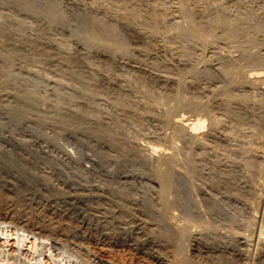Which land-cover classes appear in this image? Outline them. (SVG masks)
I'll list each match as a JSON object with an SVG mask.
<instances>
[{
    "label": "rangeland",
    "instance_id": "1",
    "mask_svg": "<svg viewBox=\"0 0 264 264\" xmlns=\"http://www.w3.org/2000/svg\"><path fill=\"white\" fill-rule=\"evenodd\" d=\"M28 1L29 0H0V31L1 33L4 34L3 36H0V38L3 37L2 39H0V42L2 43L0 44V62H1V58H2L1 55L3 54V51L5 53L8 49L11 50L12 48V50L17 54L16 55L15 53H13V55L15 54L14 55L15 57L13 56V59H12L13 66H15L14 68L22 69V70L27 69V71L29 72L31 71L30 69H32L31 72L37 74L38 76H42L43 79L49 80L51 82L59 81V82H64L70 85H75L76 87L77 85H80L81 88L88 89L90 94L93 93L91 95H94V96L97 95L105 99V101L107 102L106 105H107L108 111L112 112V113L110 112L109 113L110 115H113L114 118L113 117L112 118L116 121L117 124L119 123V125L123 127L127 125L129 127L132 125L129 128L130 129L135 128V129L128 133L129 136L127 137L129 138L126 137L128 140L125 138V136L124 137L121 136L117 140V142L116 140L112 141L110 139H108L109 141L108 142L106 141L107 140L106 137H103L99 133H94L93 131H84V130H81L80 128L79 130L77 127L74 128L69 125L66 126L64 124H61L58 121H54V120L51 121L52 119L47 118L43 115L36 116L35 114L28 112V111L15 112L13 110H9L8 107L6 106V101L0 100V134L14 136L16 138L28 140V141H31V140L35 141L38 139H39L38 141L52 140L50 141L51 143L54 142L53 144L60 147L61 150L64 147L63 151L65 152L68 151L69 153L70 157L66 158L64 156L65 158L60 157V159H66V161L68 162V165L72 164L70 166L72 169L74 168L83 169L86 171V173L88 172V175L91 174L92 176L89 175L90 179L92 180L97 179V181L99 180V182L93 180L95 184L99 183V185H103L106 182L104 185H106L107 183L108 184L114 183L111 185L112 186L114 185L115 187H120V188L123 187L126 189L133 188V191L138 189V191H135L138 197L140 196L142 197V195L147 193L146 195L158 201L159 203L169 204L170 208L168 207L169 209L165 210V215L167 216V217L165 216L166 217L165 219L167 220L168 218V221H169V222L168 221L166 222H168V224H171L170 226L173 228L174 227L176 228L178 226L176 229L178 228L181 229L184 234L188 233L186 235H189L191 233L200 234L202 236L216 235V236L221 237L223 235L222 237H224V239H230V240L232 239L234 240L233 242H235V240L237 241V240L245 239L242 241H244V243L246 241L245 248L246 250H248L247 252L249 253V255L252 254L251 257H253V254L255 255L256 253L260 252L258 250H260L261 248H262L261 250H263L264 241H260V239L258 238L261 235H264V175H263L264 174V171H263L264 170V158L262 159L260 158L257 160L256 166H258L259 164L258 167H254L253 169L243 168V171H245L244 169L247 170V172L245 171L246 173L244 172L247 176L248 175L249 177L250 175L252 176L250 177L252 178L250 182H243L245 181V180H241L243 178H240L238 175L234 176L235 177L234 179L236 181L238 180L240 184H244L242 185L243 189L241 190L244 192L238 191L236 194L235 191H230L228 187L224 184H221V183L215 184L214 181L212 183V179L210 177L212 176V174L209 175L211 164H209V162H207L204 159V155L206 153L221 155V154H226L227 152L228 154L226 155L228 156L229 160L238 161V162L242 161L243 163V161L245 162L249 160L247 158H249V156L251 155V152L249 151L252 150V148L257 149V150L258 149L262 150L264 153V143H263L264 139H262L263 140L262 141L261 139L257 138V136L254 134V128L252 126L250 125H245V126L243 125V127L238 126L234 121L231 122V120L227 119V120H224L223 122L224 124L222 123V125L217 128L218 129L216 130L217 132L213 129L214 133H211V136H210L209 135L210 133L208 132V130L212 132V129L210 128L211 125H208L210 124V122L208 121L209 117H207V115H209L208 114L209 111H207V108H209L210 110L214 108L213 107L214 105H210V104L212 103L214 104L218 98H222L224 97V95H226L227 97L228 96L235 97L237 95H238L237 97H240V96L244 97L245 95L246 98L248 96V99H252L254 101L256 100L258 101L260 99L264 100L263 99L264 92H261V90H259L258 87H257L258 88V91H257L255 84H251L250 82H247L248 81L246 79L247 74L251 71L250 70L251 67L247 65L246 67L245 66L246 63L243 62L249 56L250 57L251 56H264V0H201V1L200 0H152V5L154 4L153 7H155V9L158 12H160L157 15V16L159 15L160 16L156 18V22L158 23V25L162 26V30L163 28H166L165 26H169L167 27L168 30L164 29L166 30V33L163 30L164 32L162 31L160 36L159 35L151 36L147 38L148 41H144L145 43H142V47H144L143 50L147 51L149 54L151 53L150 56L152 55L153 57L152 63L153 64L157 63L155 65H158V66L160 65V68L163 66V68H161V69H164L163 71H161L163 72L162 74L166 75L167 73V75L170 76V78L168 76L167 77L165 76L166 77L165 83H155V85L152 83V81L150 82V80L147 79L148 78L147 75L143 72L145 69H149L147 66V65H150L149 61H146L148 59H145L144 56L140 57V54L138 53V46H137V43L135 42V39H132L131 38L132 34L130 32H127L126 28H124V26L120 24L121 20L118 16L117 17L111 16L113 18V19L111 18V20L113 22H117L116 24L118 25L119 29L122 32H124L126 36V42H124V45H121V44L114 45L113 41H110V39L108 38L99 39L97 40L98 42L96 40L92 41L93 39H89L90 37L86 35L87 33L77 28L76 22L70 13V9H71L70 6L73 2L78 3L80 6H82L85 9H90V10L95 11L97 15L100 16L104 13L102 9L104 7L103 5L108 6L109 0L108 1L107 0H35V1L33 0L29 2ZM100 6H103V7L99 9ZM160 8H163V9H160ZM218 10L223 11L229 17L237 18L238 22L231 25V27L224 26V25L222 26L220 24L211 22V21H214L212 20V17L214 16L213 14L215 13V11H218ZM10 18L11 19L15 18L16 20L19 19V21H21L20 27H16L15 24L13 25V23H11V21L9 20ZM187 24H190V26ZM235 25L237 26V28ZM174 26H177V27H174ZM190 27H192V29H188ZM172 28H175V29H172ZM203 29H205V31L208 32V34H210L211 36L207 35ZM162 33L163 34L165 33V35H163ZM183 33L193 35L196 38L195 40H196V44L198 48L195 46L196 44H194V46L192 47H188L183 42H181L178 38V35L179 34L181 35ZM8 34L9 36L7 37ZM10 38H12L11 40L13 41H11ZM28 40H29V43H28ZM31 41L34 42L32 43V45L36 46L37 48L30 45ZM6 44H10V45H6ZM111 44L114 46H112ZM179 44L182 45L183 48L182 46H180L181 48L180 49ZM3 47L6 49L4 50ZM173 47H175V49ZM186 48L187 49L189 48L188 51L186 50ZM183 50H185L186 53ZM42 51H45V52H42ZM63 52L64 53L68 52L71 54L77 53V55L79 56L81 55L80 57L83 58V60L81 59L83 62L81 65L84 67L78 66L79 68L77 67L76 70L79 71V73H81L83 76L78 75L77 77V76L71 75V78L69 79L70 75L68 73H65V70H64L65 68L64 60L65 59L62 56V54H64ZM80 52L82 54H80ZM54 53H57V55ZM227 54L230 55L231 57L233 56L232 58L236 61L239 58L238 60V63L240 64L239 66L242 65L245 69L242 66L237 67L238 69L236 71L238 72L232 75L233 78L230 76L232 79L226 78L227 76L219 72H216L215 74L211 75L206 71L207 70L206 67H208L210 63V62L208 63L207 61L209 60L212 61V58L214 59L218 55L219 57L228 56ZM137 57L138 58L140 57V58L136 60ZM133 61L135 64L137 62H139V64L137 63L136 66L135 64H133L134 65L133 66L132 65ZM142 61H144L145 64H143L144 62ZM178 61L181 63H178ZM182 61H184V63ZM239 61H242L243 64ZM173 63H176L177 65ZM89 64L91 67L87 66ZM142 66H146V67H142ZM60 68H63V69H60ZM139 68L142 71H140ZM173 69L174 71H172ZM242 69L243 71H241ZM62 71L64 72V74ZM141 74H143L144 77ZM239 75H241L242 77ZM175 77L177 79H175ZM1 78L3 79V77L0 76V79ZM76 78L78 81H76ZM169 79L170 81H168ZM113 80H116V81H113ZM237 81L239 82L236 83ZM170 82L171 84L169 86ZM162 84H164L165 86L162 87L163 86ZM160 85H162L161 86L162 88L159 87ZM221 85L222 86L224 85V86L221 87ZM228 85L230 86L228 87ZM90 86H91V89L88 88ZM113 86L115 90L111 89L113 88ZM109 87L110 89H108ZM165 87L168 89H166ZM2 88L3 87H0V95L7 92L8 89H11L5 86L3 88L4 90ZM164 89L166 90V92L164 91ZM233 89H236L237 91L235 92V90ZM254 89L256 90L254 91ZM119 92L120 94L124 92L123 94L128 96V98L130 97L129 100H134V102L135 101L142 102V103H139V102L137 103L139 105H144V107L140 108L137 106L136 108L138 109H136L133 104L132 109L129 108L130 110L128 112L126 111V113L123 112L119 114L122 111L118 107L116 108V106L113 105L114 103L111 102L110 100V97L111 95H113V93L117 94ZM146 93L148 94V96ZM152 93L154 94L156 93V94L152 95ZM163 93L164 95H162ZM177 93L181 95H178ZM235 93L236 95L234 96ZM239 93H241V95H239ZM128 94L131 95L132 98ZM174 95H175V99L172 98L174 97ZM158 96H160L161 98ZM158 98L161 100H158ZM108 101L113 104L110 105ZM146 101L147 102L149 101L148 103L152 102V104L151 103L148 104ZM172 101L175 103H173ZM202 104L204 105V107ZM127 107H130V106H128L127 104ZM167 107L169 108L166 109ZM131 111H134L133 115H131L130 113ZM166 111L168 114L166 113ZM163 113L164 114L166 113L165 116ZM180 114H186L184 115L186 117L187 116L190 118L198 117L204 120L205 124H203V127H201L202 130L199 129L200 132L202 131L204 133V134L200 133L201 136L204 135L203 138L199 139L200 141L198 140L197 142H194L195 140L193 139L194 140L193 141L190 137H188L189 135L186 133L184 129L176 127L173 121ZM158 115H160L161 117L160 121L158 120L160 118ZM169 115L172 117H170ZM33 116H34V119H33ZM123 116L124 118H122ZM153 116L159 117V118L154 120L155 118ZM166 118H169V119H166ZM45 120H49V121H45ZM143 120L145 121L143 122ZM167 123H169V125ZM173 124L175 126H173ZM222 127L225 131L221 129ZM204 131L207 133H205ZM215 132L217 134L219 132L221 136L220 137L219 135L218 137L214 136V134L216 135ZM141 133L142 134L149 133L150 135H153L154 137H156L158 142H160L162 145L165 144L164 146H167L170 148V150L169 148L168 150H169V156L170 155L171 156L168 158V163L170 166L171 164L173 166L175 164L174 167L171 166L173 169L172 170L173 173L172 172L170 173V176L168 179V180L172 179L171 180L172 182L170 181L167 182V184L171 183L169 184L171 188L170 187H166L165 189L161 188L162 186L161 181H160L161 179L160 177L157 176L158 171L156 169H158V167L159 169H161V167L165 163H161V162L158 163L156 161L153 162L154 161L153 159L151 160L150 158L147 157L146 150L144 149L142 145L143 143L140 142L141 139H140V136L138 135ZM99 135H101L102 137L100 138ZM263 135H264V131H263ZM166 136L168 137L166 138ZM205 136L208 139L205 138ZM122 137L124 138L123 140H122ZM224 137H225V140H224ZM176 139H178L179 141ZM189 139L191 140L192 143H194L193 144L194 146L191 145V142ZM205 139H207L208 141ZM171 140H173V142ZM138 141L141 144H139ZM258 141L259 142L261 141V142L259 143ZM198 142L201 143V145ZM203 142L204 143L206 142L207 143V144L205 143L206 145L208 144H210L211 146L214 144L215 145L206 150L202 147V145L204 144ZM172 144H175L174 147ZM230 146L231 147L234 146V147L230 148ZM247 148L248 150L249 149L250 150L248 151ZM200 149H203V150H200ZM244 149L246 151L245 153H243ZM222 150L224 151V153ZM230 152L233 154H231ZM192 153H194L193 156L195 158L193 156L192 158L190 157ZM72 154L75 158L72 156ZM183 156H184V159L185 157L188 156L187 158L189 159H186V160L191 161L192 159L191 163L192 164L194 163L193 164L194 166L191 169L190 168L187 169V165L185 161L182 160ZM251 156H250V160L253 159V156L252 157ZM171 157L174 160H171ZM262 157H264V155ZM69 159L70 160L74 159V160L69 162L68 161ZM149 159L150 161H148ZM174 161L175 163H173ZM177 162H179L178 165L176 164ZM166 164L164 165V167H162V169L166 167ZM261 165H262V169L260 167ZM212 167L213 165H211V170L214 169L212 170V172L224 169L222 166H221L222 168L220 166H215L213 168ZM203 168H207V169L202 170ZM153 170H156V171H153ZM248 170H253L254 172L252 171L253 172L252 173L251 171L249 172ZM91 177H94V178H91ZM157 179L158 180L160 179L159 182ZM252 183H254L255 185H253ZM157 185L160 187H158ZM162 189H164L165 191H163ZM238 193H241V194H238ZM246 197H248V199ZM244 199H247V200H244ZM171 200H172V203H170ZM253 213H256V214H253ZM179 217L182 219H180ZM16 232L17 231L15 229H12L11 227H6V228L0 227V245H2V248L4 250L7 249V251L9 250L13 253L14 249L19 246L21 247L22 250H27L28 252L34 253L35 248H36L35 246L38 243L43 242L42 239H37V238L34 239L31 235H25V237H22V235H19L21 238H23V241L20 243L18 242L17 234L21 233V231H19V233H16ZM259 232L260 233L262 232V234H260ZM76 240L77 239H72V240L69 239V240L60 241L59 247L61 246L63 247V248L61 247L62 248L61 251H60L61 248L55 251H51L50 248H45L44 249L45 256L42 257L43 262L41 260V263L42 264L43 263L44 264H75L76 263L77 264L81 262L80 264H107L102 260V258H104L108 254V256L113 258L115 263L119 262L120 264H136L135 262L136 260L134 259L135 256L133 254H127L125 251L121 249L111 248L110 250L109 249L107 251L105 250V252H102V251L100 252V250L95 244L93 245L92 243L83 242L81 240H80L81 242L80 243L78 241L79 239L77 241ZM248 240L250 241L249 243H248ZM248 245L249 247L247 249ZM184 246H185V243H184ZM62 251H63V254H62ZM11 252H8V253L12 254ZM55 253L56 254L60 253V254L56 255ZM28 260L29 262L33 261V259H28Z\"/></svg>",
    "mask_w": 264,
    "mask_h": 264
},
{
    "label": "bare ground",
    "instance_id": "2",
    "mask_svg": "<svg viewBox=\"0 0 264 264\" xmlns=\"http://www.w3.org/2000/svg\"><path fill=\"white\" fill-rule=\"evenodd\" d=\"M29 1H33V0H29ZM153 5H152V0H109L108 6L103 5L104 7L103 6L99 7V9H101V7H103L102 9H103L104 13L102 15H100L102 17L98 16L95 11L90 10V9H85L82 6H80L78 3H74V2L71 4V6L69 5L71 7V9L70 8L69 9H70V13H71L73 19L76 22L77 28L79 30L87 33L86 35H88L90 37L89 39H93L92 41H94V40L97 41V40L102 39V38H108V39H110V41H113L114 45H120V44L124 45V42H126V36H125L124 32H122L119 29L118 25L116 24L117 22H113L111 20V18H112L111 16H114V17L118 16L121 20L120 24H122L124 26V28H126L127 32H130L132 34L131 38L135 39V42L137 43V46H138V53L140 54V57L144 56L145 59H148L146 61H149L150 65H147L149 69H145L143 72L147 75V77H148L147 79L150 80V82L152 81V83L155 85V83H165L166 77L168 76L170 78V76L167 75V73H166V75L162 74L163 72H161V71H163L164 69H161V68H163V66L160 68V65L159 66L155 65L157 63H154V64L152 63L153 57H152V55L150 56L151 53L149 54L147 51L143 50L144 47H142V43H145L144 41H148L147 38H149L151 36H154V35L160 36L161 32L164 29L168 30L167 27H169V26H165L166 28H163V30H162V26L158 25V23L156 22V18H158L160 16V15L157 16L160 12H158L155 9V7H153ZM157 6H159V5H157ZM160 9H163V8H160ZM164 11H166V10H164ZM163 15H165V14H163ZM213 15L214 16L212 17V20H214V21H211V22L220 24L222 26L224 25V26H228V27L230 26L231 27V25L238 22L237 18L229 17L228 15H226L221 10L215 11V13ZM9 20L11 21V23H13V25L15 24L16 27H20L21 21H19V19L16 20L15 18L14 19L10 18ZM122 25H121V27H122ZM187 25L190 26V24H187ZM174 27H177V26H174ZM185 27H186V25H185ZM236 28H237V26H236ZM172 29H175V28H172ZM188 29H192V27H190ZM203 30L205 31V29H203ZM230 30H231V28H230ZM164 31L166 33V30H164ZM168 32H170V31H168ZM165 33L164 34L162 33V34L165 35ZM176 33H177V31H176ZM205 33L207 35H210L206 31H205ZM205 33H204V35H205ZM212 33H213V31H212ZM3 35L4 34L1 33V31H0V36H3ZM8 36H9V34L7 35V37ZM166 36H168V35H166ZM173 37H175V36H173ZM2 38H0V39H2ZM178 38L181 42H183L188 47H192V46H194V44H196V40H195L196 38L193 35L183 33L181 35L179 34ZM11 39L12 38H10V40ZM11 41H13V40H11ZM154 41H153V43H154ZM181 42H179V43H181ZM10 43H12V42H10ZM28 43H29V40H28ZM30 43H31L30 44L31 46H34V45H32V43H34V42L31 41ZM0 44H2V43L0 42ZM21 44H23V43H21ZM40 44H42V43H40ZM48 44H49V42H48ZM6 45H10V44H6ZM114 45H112V46H114ZM168 45H170V44H168ZM180 46H182V45L179 44V48H180ZM195 46L197 47V44ZM26 47H28V46H26ZM34 47L37 48L36 46H34ZM55 48H56V46H55ZM173 48L175 49V47H173ZM182 48H183V46H182ZM3 49L5 50L6 48L3 47ZM188 49L186 48L187 51H188ZM11 50H12V48H11ZM11 50L8 49L5 53L3 51V54L1 55V57H2L1 62H0V76L3 77V79L2 78L0 79V87L4 88V86H5V87L11 88V89H8L7 92L0 95V100L6 101V106L8 107L9 110H13L15 112L28 111V112L35 114L36 116L37 115L38 116L43 115L47 118L52 119L51 121H53V120L58 121L61 124H64L66 126L69 125V126H72L74 128H76V127L78 129L80 128L81 130H84V131H93L94 133H99L103 137L107 138L106 141H108V139H110L112 141L116 140V142H117V140L121 136H123V137L125 136V138H126L127 136H129L128 133L135 129V128L130 129L129 127H131L132 125L130 124L131 126L128 127V125H127L128 123L126 124L127 126H124V127L120 126L119 123L117 124L116 121L113 119L114 118L113 115H110V113H112V112L108 111V108L106 105L107 102L105 101V99H103L97 95L96 96L91 95L93 93L90 94L88 89L81 88L80 85H77V87H76L75 85H70V84H67L64 82H59V81L58 82H51L49 80L43 79L42 76H38L37 74L31 72L32 69H30L31 71L29 72V71H27V69L22 70V69L14 68L15 66H13L12 59L16 53L13 50H12L13 51L12 52ZM37 50H39V49H37ZM58 51H59V49H58ZM183 51H185V50H183ZM42 52H45V51H42ZM163 52H164V50H163ZM171 52H173V51H171ZM224 52H226V51H224ZM13 53H15V54L13 55ZM165 53H167V52H165ZM185 53H186V51H185ZM54 54L57 55V53H54ZM80 54H82V53L80 52ZM62 56L65 59L64 60L65 61L64 70H65V73H68L70 75L69 79L71 78V75L77 76V77H78V75L79 76L82 75L81 73H79V71L76 70V68L78 66H82L81 64L83 63L82 62L83 58L80 57L81 55L79 56V55H77V53L71 54V53L67 52V53L62 54ZM82 57H84V56H82ZM232 57L230 55L224 56V57L223 56L219 57V55H218L215 57L216 59L212 58V61L211 60H209V61L205 60L208 63L210 62L209 66L207 64L208 67H206V69H207L206 71L211 75L215 74L216 72H219V73H222L223 75L227 76L226 78H231L234 73L238 72V71H236L238 69L237 67L242 66V65L239 66L240 65L238 63L239 58L236 61ZM139 58L137 57V59L136 58H134V59L138 60ZM160 58H162V57H160ZM234 58H236V57H234ZM113 59H115V58H113ZM129 59H131V58H129ZM99 61H100V59H99ZM142 62H144V61H142ZM175 62H177V61H175ZM182 62L184 63V61H182ZM239 62L242 63V61H239ZM243 62L246 63V64L244 63L245 66L247 65V66L251 67L250 68L251 71L248 69L250 72L247 74V78H246L248 80L247 82H250L251 84H255L256 88L258 87L259 90H261V92H264V56H251V57L249 56ZM137 63L139 64V62H137ZM178 63H181V62L178 61ZM110 64H112V63H110ZM133 64H135L134 61H133L132 65ZM136 64H135V66H136ZM143 64H145V62ZM173 64H176V63H173ZM87 66H90V64ZM82 67H84V66H82ZM118 67H119V65H118ZM142 67H146V66H142ZM172 67H174V66H172ZM191 67H193V66H191ZM174 68H176V67H174ZM60 69H63V68H60ZM141 69H140V71L143 70V69L142 70ZM185 69H187V68H185ZM185 69H183V70H185ZM172 71H174V69ZM241 71H243V69ZM63 74H64V72H63ZM87 74H89V73H87ZM93 75H94V73H93ZM105 75H107V74H105ZM141 75L143 76V74H141ZM243 75H245V74H243ZM239 76H241V75H239ZM94 77H95V75H94ZM79 79H80V77H79ZM82 79H84V78H82ZM85 79H87V78H85ZM99 79H101V78H99ZM105 79H103V80H105ZM175 79H177V78L175 77ZM220 79H222V78H220ZM235 80H236V78H235ZM76 81H78L77 78H76ZM113 81H116V80H113ZM168 81H170V79ZM173 82H174V80H173ZM238 82L239 81H237L236 83H238ZM70 83H71V81H70ZM87 83H89V82H87ZM170 84H171V82L169 83V86H170ZM81 85H83V84H81ZM108 85H109V83H108ZM156 85H158V84H156ZM162 85H160L159 87L165 86L164 84H162ZM223 86L221 85V87H223ZM229 86L230 85H228V87ZM111 87H112V85H111ZM152 87H154V86H152ZM88 88L91 89V86ZM258 88H257V91H258ZM108 89H110V87ZM111 89H114V86ZM166 89H168V88H166ZM241 89H242V87H241ZM233 90H235V92L237 91L236 89H233ZM255 90L256 89H254V91ZM164 91L166 92L165 89H164ZM225 91H227V90H225ZM111 92H113V91H111ZM231 92H232V90H231ZM123 93L120 94V92H119L117 94L113 93V95H111L110 100L114 104L110 103L108 101V103L110 105L113 104L116 106V108L118 107L122 111L119 114H121L123 112L126 113V111L128 112L130 110L129 108L132 109L133 104H134L135 108L137 106L140 108L144 107V105H139L137 103L139 101L134 102V100H129L130 97L128 98V96H126ZM135 94H137V93H135ZM153 94L154 93H152V95ZM162 95H164V93ZM178 95H181V94H178ZM235 95H236V93L234 94V96ZM239 95H241V93H239ZM247 95H248V93H247ZM109 96H108V98H109ZM129 96H131V95H129ZM147 96H148V94H147ZM221 96H223V95H221ZM237 96H235V97H229L228 96L227 97L226 95H224V97L218 98L214 104L213 103L210 104V105H214L213 107L215 109L213 108L212 110H210L209 108H207V111H209L208 112L209 115H207V117H209L208 121L210 122V124H208V125H211L210 128L212 129V132H210L208 130V132L210 133L209 135L211 136V133H214L213 129L215 131L218 130L217 128L222 125L224 120L229 119V120H231V122L234 121L238 126H242V127H243V125L244 126L245 125L252 126L254 128V134L257 136V138H259L261 140L264 139V135H263V131H264V129H263L264 128V100L260 99L258 101L257 100L254 101L252 99H248V96L246 98L245 95H244V97H241V96L237 97ZM250 96H251V94H250ZM158 97H160V96H158ZM131 98H132V96H131ZM172 98L175 99V95ZM134 99H136V98H134ZM150 99H152V98H150ZM162 99H163V97H162ZM158 100H161V99L158 98ZM151 101H153V100H151ZM173 101H175V100H173ZM139 103H142V102H139ZM150 103L152 104V102H150ZM150 103H148V104H150ZM173 103H175V102H173ZM187 103H189V102H187ZM127 104L130 107H127ZM125 106H126V108H125ZM134 106H133V108H134ZM203 107H204V105H203ZM168 108L169 107H167L166 109H168ZM136 109H138V108H136ZM109 110H111V109H109ZM213 110H214V112H213ZM28 112H26V113H28ZM130 113H131V115H133L134 111H131ZM166 113H167V111H166ZM153 114H155V113H153ZM165 114H164V116H165ZM184 115H186V114H180L179 116H177L174 119L173 122L176 125V127L184 129L186 131V133L189 135L188 136L186 134L188 137H190L192 140L194 139L195 140V141L193 140L194 142H197L199 139L203 138V136H204V135L201 136V134H204V133L202 131L200 132L199 129L202 130L201 127H203V124H205V122L201 118H198V117L190 118V117H188V116L186 117ZM150 116H151V114H150ZM158 116L160 117V115H158ZM153 117H151V118H153ZM159 117H154L155 118L154 120L158 119ZM170 117H172V116H170ZM122 118H124V116ZM33 119H34V116H33ZM41 119H43V118H41ZM160 119H161V117L158 120L160 121ZM166 119H169V118H166ZM45 121H49V120H45ZM144 121L145 120H143V122ZM166 121H168V120H166ZM167 124L169 125V123H167ZM174 124H173V126H175ZM237 125H235V126H237ZM161 127H162V125H161ZM223 127L221 129H223ZM145 129H147V128H145ZM228 129H226V130H228ZM1 130H3V129H1ZM242 130H244V129H242ZM205 133H207V132H205ZM101 135H99L100 138L102 137ZM138 135L140 136V139L142 140V141L140 140V142L143 143L142 145H143L144 149L146 150V155L148 158H150L151 160L153 159L154 160L153 162L156 161L158 163L159 162L165 163V164L167 163L166 167L164 169H162V167H164L165 164L161 167V169H159V167L157 166L158 169H156V170L158 171L157 176L160 177V179H161V180L159 179L161 181V185H162L161 188L165 189L166 187H170L169 184H171V183L167 184V182H169V181L172 182L171 181L172 179L168 180L170 173L173 170L171 167L173 165L171 164V166H170L168 163V158L171 156V155L169 156L170 148L167 146H164L165 144L162 145L160 142L157 141L156 137H154L153 135H150L149 133L148 134L147 133L146 134L141 133ZM218 135H219V137L221 136V134L219 132H218V134L216 133V135L214 134V136H217V137H218ZM168 136H166V138ZM206 136H205V138H207ZM214 136H212V137H214ZM222 136H224V135H222ZM241 136H243V135H241ZM123 137H122V140L124 139ZM184 137H185V135H184ZM127 138H129V137H127ZM170 138H168V139H170ZM241 138H243V137H241ZM50 139H52V138H50ZM207 139H205V140H207ZM218 139H220V138H218ZM253 139H254V137H253ZM38 140L28 141V140L16 138L14 136L0 134V227H5V228L11 227L12 229H15L17 231L16 233H19V231H21V233L17 234L18 242H20V243L23 241V238H21L19 235H22V237H25V235H31L34 239L35 238L42 239V241H43L41 243H38L35 246L36 248H35L34 253L28 252L27 250H22L21 247H19V246L17 248H15L14 252L12 253L9 250L7 251V249L4 250L2 248V245H0V264H42L41 260L43 262L42 257L45 256V253H44L45 248H50L51 251L58 250L62 247V246L59 247L60 241L69 240V239L70 240H72V239L78 240L79 239L78 240L79 242L81 240L83 242L92 243L93 245L95 244L98 247V249L100 250V252L101 251L105 252V250L107 251L108 249L110 250L111 248L121 249V250L125 251L127 254H133L135 256L134 259L136 261L135 260L134 261L136 262V264H264V249L261 250L262 249L261 248L260 250H258L260 252L256 253L255 255L253 254V257H251L252 254L249 255V253L247 252L248 250H246V248H245L246 247V245H245L246 241H245V243H244V241H242L245 239H241V240H237V241L235 240V242H233L234 240H232V239L231 240L230 239H224V237H222L223 235L221 236L222 238L220 236L207 235V234H206L207 236H202L200 234H192V233L189 235H186L188 233L184 234L181 229H179V228L176 229L178 226L176 228L171 227L170 226L171 224H168V222H169L168 218H167V220L165 219L167 217L165 215V210L170 208L169 204H161L158 201H156V200L152 199L151 197H149L148 195H146L147 193L142 195V197L140 196L141 197L140 198L136 195L137 193L135 192V191H138V189L133 191V188L126 189L123 187L122 188L115 187L114 185L113 186L111 185L114 183H109V184L107 183L106 185H104L106 182L103 185H99V183L95 184L93 180L97 181V179H93V180L90 179L89 175H91V174L88 175V172L86 173V171L83 169H75V168L72 169L70 167L72 164L68 165V162L66 161V159H60V157L63 158L64 156L66 158L70 157L68 151H66V152L63 151L64 147L61 150L60 147L53 144L54 142L53 143L50 142L52 140H50V141H47V140L38 141ZM176 140H178V139H176ZM213 140H214V138H213ZM224 140H225V137H224ZM171 141L173 142V140H171ZM128 142H130V141H128ZM190 142H191V140H190ZM256 142H254V143H256ZM138 143H139V141H138ZM205 143L202 145V147L206 150L215 145L214 144L211 146L210 144H208L209 145L208 146V145H206L208 142L206 144ZM139 144H141V143H139ZM193 144L194 143L191 142V145H193ZM199 144L201 145V143H199ZM211 144H213V143H211ZM218 144H220V143H218ZM172 145L174 147L175 144H172ZM191 145H189V146H191ZM56 147H58V148H56ZM233 147L230 146V148H233ZM258 147H259V145H258ZM137 148H139V147H137ZM168 148H169V150H168ZM178 148H179V146H178ZM248 148H247V150H248ZM200 150H203V149H200ZM233 150H232V152H233ZM128 151H130V150H128ZM187 151H188V149H187ZM211 151H212V149H211ZM171 152H173V151H171ZM245 152L246 151L244 149L243 153H245ZM249 152H251L253 159L250 160V156H251L250 155L249 158H247L249 160L245 161V162L243 161V163H242V161L238 162V161L229 160L228 156L226 155V154H228L227 152H226V154H221V155L212 154V153H211L212 154L211 155L209 153L208 154L206 153L204 155V159L207 162H209V164L213 165V167H215V166L221 167L222 166L224 168L223 170H219V171L217 170V171L212 172V170H214V169L211 170V165H210L209 175L212 174V176H210L212 179V183L214 181L215 184L216 183L217 184H220V183L224 184L228 187V189L230 191H235L236 194L238 191L240 192L243 189L242 185H244V184H240L238 182V180L236 181L234 179L235 178L234 176L238 175L240 178H243V179H241V180H245L243 182H250L252 179L250 177H252V176L250 175V177H249V175L247 176L245 174L247 172L246 169H253L254 167H258L259 164H258V166H256L257 160L260 158L261 159L264 158V157H262L264 155L262 150H259V149L257 150V149L252 148V150H250ZM223 153H224V151H223ZM129 154H131V153H129ZM231 154H233V153H231ZM193 155H194V153H192V155L190 157L192 158ZM72 156H73V154H72ZM199 156H201V155H199ZM187 157H185V159H184V156H183L182 160L185 161V163L187 165V169L188 168L191 169L194 166L193 165L194 163L193 164L191 163L192 162L191 158H190L191 161L186 160V159H189ZM229 157H231V156H229ZM150 159L148 161H150ZM73 160L69 159L68 161L70 162ZM171 160H174V159H172V157H171ZM196 160H197V158H196ZM260 161H258V162H260ZM173 163H175V161ZM176 164L178 165L179 162H177ZM153 165H155V164H153ZM174 166H175V164H174ZM77 167H79V166H77ZM260 167L262 169V165ZM243 168H246V169H244L246 172L243 171ZM152 169H154V168H152ZM204 169H207V168H203L202 170H204ZM156 170H153V171H156ZM209 171H207V172H209ZM248 171L252 172L253 170H248ZM184 174H185V172H184ZM247 174H249V173H247ZM252 175H254V174H252ZM204 176H205V174H204ZM91 178H94V177H91ZM154 179H156V178H154ZM159 180H158V182H159ZM254 181H255V179H254ZM97 182H99V180ZM252 184L255 185L254 183H252ZM119 186H120V184H119ZM127 186H128V184H127ZM158 187H160V186H158ZM251 187H253V186H251ZM164 189H162V190L165 191ZM245 191H246V189H245ZM241 192H244V191H241ZM138 194H139V192H138ZM238 194H241V193H238ZM251 194H253V193H251ZM140 195H141V193H140ZM248 197H250V196H248ZM248 197H246V198L248 199ZM247 199H244V200H247ZM170 203H172V200L170 201ZM175 203H176V201H175ZM175 205H177V204H175ZM166 213H168V212H166ZM253 214H256V213H253ZM180 219H182V218H180ZM166 221H168V222H166ZM236 232H238V231H236ZM260 234H262V232ZM238 239H240V238H238ZM258 239H260V241H264V235H261ZM249 242L250 241L248 240V243ZM184 243H185V246H184ZM249 245L247 246V249H248ZM62 248L60 249V251L62 250ZM8 252H11L12 254H10ZM57 254H60V253H57ZM62 254H63V251H62ZM29 256H31V257H29ZM74 258H76V257H74ZM28 259H33V261L30 260L31 262H29ZM69 259H71V258H69ZM102 260L107 264H120L119 262L115 263L113 258L108 256V254L104 258H102ZM80 263H77V264H80Z\"/></svg>",
    "mask_w": 264,
    "mask_h": 264
}]
</instances>
